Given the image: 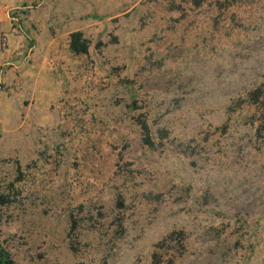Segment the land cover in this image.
<instances>
[{"label": "rangeland", "instance_id": "rangeland-1", "mask_svg": "<svg viewBox=\"0 0 264 264\" xmlns=\"http://www.w3.org/2000/svg\"><path fill=\"white\" fill-rule=\"evenodd\" d=\"M21 14L0 42L29 55L18 99L0 66V248L19 264H264V0ZM76 30L87 53L69 50Z\"/></svg>", "mask_w": 264, "mask_h": 264}, {"label": "crops", "instance_id": "crops-1", "mask_svg": "<svg viewBox=\"0 0 264 264\" xmlns=\"http://www.w3.org/2000/svg\"><path fill=\"white\" fill-rule=\"evenodd\" d=\"M43 7L44 0H0V42L3 36L7 38L9 46H11L12 42L14 41V28L12 26L15 19L14 9H22V17L30 20L31 14H40ZM41 16L42 15H39L37 19H35V21L41 23L43 21ZM9 49L8 52L0 51V66H2L3 64L7 65L6 67H4L7 74L5 75L3 80L10 85L8 91L11 101L14 98H19L17 91H19L20 89L24 90V85L27 81L24 82L26 71L22 70H25V60H27L29 55H24L23 51H21V55H17L11 50L9 51ZM38 94V92L36 93L35 91H33L31 93V96H34L36 98V95Z\"/></svg>", "mask_w": 264, "mask_h": 264}, {"label": "trees", "instance_id": "trees-1", "mask_svg": "<svg viewBox=\"0 0 264 264\" xmlns=\"http://www.w3.org/2000/svg\"><path fill=\"white\" fill-rule=\"evenodd\" d=\"M194 6L202 5L206 0H189ZM88 40L83 36V32L80 30L72 31L69 34L68 47L71 53H87L88 52ZM250 98L252 101L258 104L260 109L259 123L260 127L264 128V85L258 86L250 92ZM0 264H19L10 254L4 249L0 248Z\"/></svg>", "mask_w": 264, "mask_h": 264}]
</instances>
